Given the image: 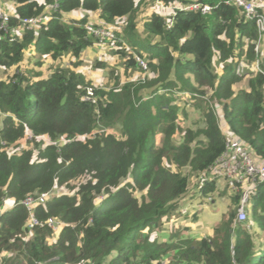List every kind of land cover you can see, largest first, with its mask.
I'll list each match as a JSON object with an SVG mask.
<instances>
[{
  "label": "trees",
  "instance_id": "trees-1",
  "mask_svg": "<svg viewBox=\"0 0 264 264\" xmlns=\"http://www.w3.org/2000/svg\"><path fill=\"white\" fill-rule=\"evenodd\" d=\"M5 1L14 6L10 29H0V66L9 67L31 43L39 56L80 57L93 36L84 28L86 17L67 22L65 13L99 10L107 23L127 18V35L154 0ZM162 1L211 8H176L170 27L162 13L146 14V43L127 42L145 50L137 53L146 56L154 77L118 85L115 76L112 84L94 87L95 102L83 99L91 82L70 66H55L42 78L16 73L0 80V206L12 203L0 214V264H264V240L256 246L248 228L255 223L264 231V181L249 196L245 221L236 220L239 196L230 191L231 208L208 236L175 231L157 241L143 234L178 208L191 178L223 152L217 108L227 129L264 160V62L262 72H238L240 61L256 59L254 22L225 0ZM47 13L40 26L15 31L20 18ZM127 42H117L115 52L124 68L135 67L126 58ZM241 80L245 86L234 90ZM173 90L192 95L190 107L202 126L181 123L185 107L174 101ZM22 139L29 146L16 147ZM199 182L201 194L215 190L214 180ZM59 186L73 192L49 194L33 215L64 224L56 231L47 224L29 230L21 200Z\"/></svg>",
  "mask_w": 264,
  "mask_h": 264
},
{
  "label": "built area",
  "instance_id": "built-area-1",
  "mask_svg": "<svg viewBox=\"0 0 264 264\" xmlns=\"http://www.w3.org/2000/svg\"><path fill=\"white\" fill-rule=\"evenodd\" d=\"M161 1L162 0H155V3L160 4ZM224 2L226 4H234L239 7L244 15V18L253 21L256 27L257 36L254 41L256 59L250 65L244 61H240L239 66L242 68V70H249V67L254 65V68L251 67L249 71L262 72L259 54L261 53V46L264 42V4L256 0H225ZM178 8L200 10L202 13H206L210 10L211 6L206 3L193 1L183 6H179ZM9 18L10 11L1 5L0 29L4 32H7L10 29L8 24ZM48 18H50L48 13L38 16L20 18L19 24L15 31L18 32L24 28H36L40 26V24L44 23ZM166 25L167 27H170L171 19H167ZM84 28L88 34L100 40H119V38L116 36V33L110 27L86 23ZM124 46L128 53L126 58H133L134 62L146 72L148 69L147 61L139 54L127 48V44ZM84 90L83 99L95 102L96 96L94 88L88 85ZM223 134L226 136L223 152L208 170L201 173L199 180L208 179L209 181H212L215 180V178H221L229 192L231 191L238 194L239 199L236 209V220L238 222H242L247 219L246 209L249 205L248 199L250 194L255 189L257 182L264 181V160H260L246 142H244L241 138L234 136L227 128L223 130ZM60 140L68 141L69 139L61 138ZM50 192L51 191L41 192L37 196L29 195L21 200V203L28 211L27 227L29 230H32L34 226L42 227L47 224L52 230L56 231L64 224V222L54 217H48L45 220H39L33 215V208L38 203H43L49 196ZM1 209H3V205L0 206V214L3 211Z\"/></svg>",
  "mask_w": 264,
  "mask_h": 264
},
{
  "label": "rangeland",
  "instance_id": "rangeland-1",
  "mask_svg": "<svg viewBox=\"0 0 264 264\" xmlns=\"http://www.w3.org/2000/svg\"><path fill=\"white\" fill-rule=\"evenodd\" d=\"M3 0H0V2L2 3ZM5 4L9 5V7L11 9H13L14 4L12 2H6L4 0ZM170 4H166L164 1H161L160 4H156L155 0L153 1V3H151L150 5L148 4V6L142 11V14H139V16L141 15V17L144 15L146 17V13H150L151 11H156L159 13H162L167 19L170 17V13H172V10L170 8ZM9 7H6L8 10ZM127 23V18H120L119 20L115 21V22H111V23H106L103 22L101 24V26H109L115 33L119 34V40L116 41H111V40H100L96 37H92L93 43L91 44V46L89 48H86L85 50L82 51V55L80 57H76L73 56L72 54L69 53H65L62 55L61 58L58 59H54V61L56 62V66H70L72 67L74 70H76L77 72L82 73L84 76H86L85 78L87 80H89L91 82V84L89 86H91L92 88L94 87H104L106 84H112L115 81V76H117L118 78V85L124 84L125 82H138L141 81L143 82L144 80L154 77V73H152L149 70V66L147 71L145 72L143 69H141L135 62H134V66L135 67H128V68H124L121 65V56L119 54H117L115 52L116 48H119V44H117V42L122 43L127 42L128 38H133V35L130 34V36L125 35L126 31V23H124V21ZM141 18H139L138 22L140 24ZM141 25V24H140ZM92 36V35H91ZM137 37L140 38L139 34L137 33ZM123 42V43H124ZM128 43V42H127ZM126 43V44H127ZM263 49L261 46V53L259 54V58L262 61V59L264 58V42H263ZM127 48H129L130 50L134 51L135 53L142 52L143 51L140 49H131V43L127 44ZM138 54V53H137ZM140 55V54H139ZM142 58H144L147 61V58L145 55H140ZM31 57V58H30ZM52 58L49 55H42L39 56L36 52L35 49L33 47V44H29L27 45V47L24 50V54H23V59L20 61V64H15L9 67H4V66H0V80H8L10 78H13L15 76V74H20V75H24L25 77H31L32 79L36 78V73L39 74V76L44 77L50 74V72H52L53 67H50ZM39 62V63H38ZM148 62V61H147ZM99 63V64H98ZM148 64V63H147ZM53 66V65H52ZM221 66L218 65L215 70L217 72H220ZM110 69H113L114 71L112 73L109 72ZM133 69H136V72L133 71ZM238 72L241 73L242 72V68L239 66L238 68ZM113 76V77H112ZM30 79V78H29ZM242 81L238 82V85L241 86ZM144 94H147L146 91L144 92ZM172 94L174 96V101L179 105V106H190L191 105V100L189 99L190 96L188 94V97L181 95L180 92L173 90ZM184 98H182V97ZM186 97V98H185ZM216 116H217V120L222 121V117H221V113L219 111H216ZM220 124H224V121H222ZM219 124V126H221ZM83 138V136H82ZM47 139V138H45ZM61 138H59V141ZM48 140V139H47ZM56 143V142H55ZM29 146L28 143L26 142V139H22L21 141H19V143L16 145V147L20 148V147H27ZM13 147V148H16ZM201 182H199V176H194L191 178V182H190V187L188 189V193L184 194L185 197H187V195H189L190 193H193V189L194 188L197 192L198 191V185ZM72 185L76 184L75 182L71 183ZM214 184H215V190L212 192H206L203 193V197L205 198L204 203L207 204V208L210 211H213L214 207L212 206V204H210L211 199L213 200V198L226 194L227 192L229 193V190L227 189L224 181L221 178H215L214 180ZM60 192L63 193H67V192H73V189H69V187L67 186H59V187H55L51 190L50 194L54 195V194H58ZM5 205V204H4ZM3 205V209H5V206ZM221 205V202H220ZM1 209V210H3ZM182 213L185 214L184 211L180 210L179 212L177 210H174L173 213L169 216L171 217V219L174 218L175 213ZM178 218L175 217V219ZM181 218V217H180ZM173 221H165L164 223H159L156 226V231L158 230H164V233H168V236L166 237L167 240H170L173 236V234L171 233V231L176 230L177 233L182 234V231L184 230V226H179V219ZM248 225L249 231L251 232L252 226ZM162 227V228H161ZM152 228V227H151ZM166 228V229H165ZM174 228V229H173ZM149 228H146L143 232V234L147 235L148 238H151V234H148L146 231ZM170 231V233L168 231ZM161 231V232H162ZM252 233V232H251ZM55 234H52L51 237H53ZM163 238V237H162ZM158 240H161V238L159 239L157 237ZM156 240V239H154ZM157 240V241H158ZM114 252L111 253V255H113ZM42 264V263H39Z\"/></svg>",
  "mask_w": 264,
  "mask_h": 264
},
{
  "label": "crops",
  "instance_id": "crops-1",
  "mask_svg": "<svg viewBox=\"0 0 264 264\" xmlns=\"http://www.w3.org/2000/svg\"><path fill=\"white\" fill-rule=\"evenodd\" d=\"M1 5L4 7H9V5L5 4L4 0L2 1V3L0 2V6ZM170 5H171L170 8L173 9V11H174L176 8H178L181 5V3L170 2ZM9 9H10V11L13 10L10 7H9ZM146 14H149V13H146ZM83 17H86L87 23L103 25L101 23L105 22V20L101 17V12L99 10H85V9L79 8V9H74V10H72L68 13H65L63 15V19L67 22L70 20H79ZM144 17H145L144 15L142 17L140 15L138 17L137 21H135L136 22L135 30L132 31L131 33L127 34V36H130V34H133L132 39L138 40V42H142V44L146 43V37H145L146 33L144 32L143 25H142L143 21L145 20ZM139 18H141V21H140L141 25L138 22ZM115 21H117V20H115ZM115 21H113V22H115ZM124 23H126V22L124 21ZM107 27H109V26H107ZM137 33L139 34L140 38L137 37ZM262 49H263V45H262ZM141 50L145 51L143 49H141ZM262 62H264V58L262 59L261 63ZM51 63L52 64H50V67L54 68L56 66V62L52 59ZM252 63H250V64H252ZM18 64H20V62ZM251 67L254 68V65H251L249 67V70ZM133 71L136 72V69H133ZM36 77L42 78L41 76H39V74H37ZM44 77H46V76H44ZM241 81H242L241 86H239L238 83H236L233 86L234 90L245 86L246 81L245 80H241ZM181 95L188 97L187 93H181ZM182 98H184V97H182ZM184 109H185V112L179 113L180 114L179 117L181 118L180 121L183 125H187V126H202L203 125L202 119H201L200 115L198 114L199 112H197L196 109L192 108V106L191 107L187 106ZM217 111H219L221 113L220 108H217ZM221 117H222V115H221ZM221 119H222V121H224L223 117ZM222 121L219 120L218 123L220 124ZM220 125H221L220 126L221 131L223 133V130L227 127H226L225 123L220 124ZM191 189H193V193H190L189 195H187V197H185L183 195V197L179 200V205H178V208L176 209L178 212L180 210L184 211L185 214H182V213L178 214L176 212L174 215H172V216H174L173 219H171V217H169V216L168 217L165 216L161 219L160 222L164 223L166 220L167 221L168 220L173 221L175 219V217H177V215H178V218H176L175 220L177 221L179 219V226H184V230L182 231V235L191 236V237L199 239L201 237L208 236L212 233L213 227L216 226L220 222L223 215L231 208V198L229 197L228 192L226 194L218 196V198L214 197L213 200L211 199V202H210V204H212L214 209H213V211H210L207 208V204L204 203V201H205V198L203 197L204 195L201 194L200 192H197L194 188H191ZM187 193H188V190L185 194H187ZM220 202H221V205H220ZM4 204H5V206H10L12 203L9 199H7L4 201L3 205ZM248 210H249V207H248ZM248 215H249V212H248ZM251 227H252L251 232H252V236H253V240L255 242V245L260 246V244L264 240V231L260 230L255 223ZM161 231L162 230L156 231V227H154V228L152 227V228H149L146 232L148 234L152 235L151 236L152 239L158 240L157 239V237H158L159 239L161 238V240H158V241H168L166 239V237L168 236V233H164L163 232L164 230L162 232ZM165 231H168V230H165ZM175 231L176 230H173V231H171V233H173ZM168 232L170 233V231H168Z\"/></svg>",
  "mask_w": 264,
  "mask_h": 264
}]
</instances>
